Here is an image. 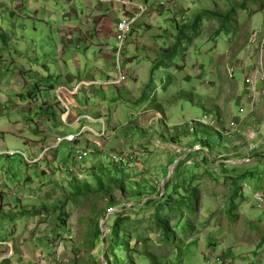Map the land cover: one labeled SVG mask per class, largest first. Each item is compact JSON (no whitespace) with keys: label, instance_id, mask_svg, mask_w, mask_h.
I'll return each mask as SVG.
<instances>
[{"label":"rangeland","instance_id":"rangeland-1","mask_svg":"<svg viewBox=\"0 0 264 264\" xmlns=\"http://www.w3.org/2000/svg\"><path fill=\"white\" fill-rule=\"evenodd\" d=\"M91 1V6L88 1L80 6L76 0L84 17L78 10L82 20L76 24L71 19L72 26H83L87 19L94 24L93 12L95 22L112 12ZM133 1L150 6L163 1L165 7L135 28L134 43L125 53L127 81L100 92L110 110L119 106L118 128L110 133L112 141L86 159L88 172L79 178L69 167L83 166L74 157L94 148V134H84L95 140L85 143L83 138L78 148L63 142L52 152L57 158L45 160L46 151L38 154L43 141L33 132L39 118H47L44 102L52 94L47 85L59 81L49 28L66 25L63 13L71 10L64 0L41 1L39 11L49 4L52 13L46 28L29 5L20 17L12 13L15 0H0V239L10 238L15 224L22 235L37 210L35 218L47 222V253L42 251L44 263L31 258V264H264V151L259 152L264 149L259 144L264 141V119L247 115L249 105L244 114L239 112L246 100L238 66L254 56L247 45L258 22L264 24V0ZM242 4L244 9L239 8ZM232 7L228 23L208 15L192 30L197 15L225 16ZM220 28L224 31L218 36ZM89 36L95 37L94 29ZM113 39L108 41L111 47ZM175 44L172 63L152 72L153 63ZM75 52L82 65L92 59L83 49ZM227 64L238 66L233 79ZM68 65L74 72L76 65ZM54 95L58 101L56 90ZM75 98L89 104L84 90ZM233 120L236 128L230 127ZM72 121L70 116L68 123ZM212 121L216 127L210 126ZM258 127L261 131L252 141L257 151L249 162L241 161L249 134ZM14 130L22 137L8 133ZM23 138L34 140L32 147ZM195 145L207 150H192ZM124 154L132 162L113 160ZM158 219L169 225L171 242L165 241Z\"/></svg>","mask_w":264,"mask_h":264},{"label":"crops","instance_id":"crops-1","mask_svg":"<svg viewBox=\"0 0 264 264\" xmlns=\"http://www.w3.org/2000/svg\"><path fill=\"white\" fill-rule=\"evenodd\" d=\"M41 1L46 2L50 0H28L27 2H25V0H18V1L15 0L14 5L16 8L12 10V13H14L17 16L23 17L24 12L26 11V6L29 5L30 10L32 11V15L35 17L36 21L41 22L43 25L46 26V28H49L47 27L48 21L52 17L49 14L52 15V13L47 9L50 5L46 4L47 5L46 9L40 12L39 7ZM86 1H88L89 6H91L92 4L91 0H80L79 2L80 6L82 4L85 5ZM64 2L66 5L69 6L71 10V13H67V12L63 13V16L67 19L66 25H62V26L53 25L49 28L50 30L49 35L51 36L50 42L53 44L54 48L57 51L56 60L58 63L59 81L55 85H50V84L47 85V87L50 89V93L53 94V95L49 94V99L47 100V102H44V111L47 115V118L40 117L39 125H37L36 131H33L35 133L34 136H38L39 138H41L40 141L41 142L43 141L42 144H40L41 150L38 154L40 155L42 152L46 151L43 157V159L45 160H47L48 158L49 159L51 158V160H55L57 158V154H52L53 150L55 149L46 150L47 147L53 145L55 138L65 137L69 134H78L83 125H88L95 130H100L103 128V124H104V127L107 128L108 140L111 141H112V138L110 136L111 131L112 132L116 131L115 129L118 128L117 112L119 110L118 109L119 106L117 105V107L114 110H110L106 102L107 101L106 98L105 97L101 98L99 96L104 86L109 87L111 85H101V86L96 85L88 88L87 90H84L86 99L87 101H89V104L87 102L83 104L79 102L76 98H74L76 106L71 107L73 114L90 116L91 118L96 120L91 122L92 123L91 125L89 123H86L85 119L74 126L66 125L61 119L64 110L61 104L56 100L54 93L57 87L59 86H65L72 89L80 80H89V81L95 80L103 83L107 80H114L117 78L113 65V57H112V51L116 47V44L113 41V45L111 47V44L108 41H110V38H112V30L114 23L123 17L124 11L117 4L112 7H108L100 3L99 5L100 6L102 5L104 9L111 8L110 10H112V12L107 14L106 12L105 14L102 13L101 20H97V22H95L94 20V15L96 13L93 12L90 16L92 17L91 20L94 22V24L90 23L89 19H87V22H85L86 24H84L83 26L80 25L72 26L70 24L71 19L73 21L76 20V24H78L82 20L78 15V12L80 11L79 10L80 6H77L76 0H64ZM2 4L7 5L5 3ZM6 9L8 10L9 7H6ZM80 13L81 16L84 17V12L80 11ZM25 17L28 16L25 15ZM260 22H258V24L254 28L260 25L264 26V24L262 23L263 21ZM34 29L36 32L39 31L38 27H35ZM92 29H94L95 31L94 38L92 36L91 37L89 36V32H91L92 34ZM39 33H44V32L39 31ZM83 33H87L88 37L87 38L85 37V40L78 39L77 34L82 35ZM134 37H135L134 34H132L127 48L128 51L129 48L134 43V39H133ZM78 49L79 50L83 49L84 56L86 58L91 57L92 59L91 60L85 59V63L82 65L80 63V59L77 56V53L75 52V50ZM69 62H73V64L76 65V67L74 68V72L72 71L73 69L71 70V68L67 69L69 67L68 65ZM46 69L49 74V78L51 79L52 68H50V66H47ZM19 74L20 76L23 77L22 78L23 84L26 83L23 72L19 71ZM113 74H114V78H112ZM241 74L243 75V79H244L245 75L247 74V70L241 69ZM23 86L26 87L25 84ZM113 86H118V85H113ZM258 90L261 98L260 101H262V99H264V83L258 85ZM242 92H243V96H245L246 95L245 88L244 90H242ZM240 104L245 105V107H248L247 101H243V102L241 101ZM247 110H248L247 115H253L254 119L255 116L258 119L261 118L264 119V105L262 106L261 102L256 106L254 110H250L249 107L247 108ZM138 113H140V111ZM129 118H131V115ZM54 121L56 123V126H54L53 124ZM100 122H103V124L101 125ZM148 122L150 121H146L144 124L147 125ZM93 124H98L99 128H94ZM128 124L126 123V125L124 126H127ZM145 125L142 126L145 127ZM78 126L80 127V129L78 132H75V130L78 129ZM8 133H12L16 137H22V134L16 130H14V132L9 131ZM23 139L25 146L30 145L32 147L33 143L35 142L34 140L29 138H23ZM79 140H84L85 143H91L95 139L90 137L89 135L86 136L83 135V137L79 138L74 143L75 148H78V144L80 143ZM108 140L105 141L103 146H105V144L108 143L107 142ZM261 151H264V149L262 148L259 149V152ZM262 155H264V153H262ZM38 156H36L35 158H37ZM87 165L88 167L90 166L89 164ZM30 198H32V196H30ZM16 200L21 202L20 198H16ZM2 204L3 202L1 203V205ZM5 205L7 206V204ZM8 206L12 208L11 203H9ZM34 213L36 216L38 215L39 212L36 210L34 211ZM35 216L31 217V220L27 222V225L25 226V230L22 235H19L17 225L15 224L14 229L9 235L10 238L4 240L0 239V242L12 241L14 244L13 253H15L13 257H11L8 260H5L2 264H24V261L31 264L30 262L31 258L33 259L38 258L42 263H44L45 259H43V257L41 256H42V251L44 253H47V242L45 241V239H43L44 237L43 234L47 236V222L41 218L39 219L35 218ZM8 250L9 249H7L6 247L0 245V257L5 255L8 252ZM42 259L44 261H42Z\"/></svg>","mask_w":264,"mask_h":264},{"label":"built area","instance_id":"built-area-1","mask_svg":"<svg viewBox=\"0 0 264 264\" xmlns=\"http://www.w3.org/2000/svg\"><path fill=\"white\" fill-rule=\"evenodd\" d=\"M97 1L107 5L115 3L119 5V7L124 11L123 17L114 23L112 30V36L116 41V47L112 51V57H113L114 69L117 72V78L114 80H107L103 83L95 80H91V81L80 80L72 89L65 86H59L56 89L59 98L58 101L64 110L61 119L68 126H74L80 123L84 119L96 121L88 115L73 114L71 107L76 106L74 98L82 90H87L92 86L121 85L123 82L127 81V76L125 74V69H124L126 65L125 53L127 51L129 41L131 39V36L135 28L138 27L140 23L145 19V17L149 16L150 13L152 14V12L157 11L159 8L165 7L163 1L156 6H152V5L150 6L148 4L145 5L137 4L133 0H97ZM247 47L249 49H252V51L254 52L252 54L254 56L252 60H250V58H247V60H244V62L242 61L239 62L238 66L240 69L247 70V74L244 77L246 95L243 96V98L247 101L248 105L250 106V110H254L256 106L261 102L258 85L264 83V26L260 25L253 29ZM238 66L234 64H227L226 69L230 79L234 78L235 70L237 69ZM32 101L36 102L37 100L33 99ZM239 112L240 114H244L246 112L245 105H241ZM70 116H72L73 121L68 123ZM204 120L205 121L209 120L207 115L204 116ZM101 123L103 124V122ZM237 125H238L237 120H233L230 122V127L236 128ZM210 126L216 127V123L212 121ZM260 131L261 129L260 127H258L254 131L250 132L249 139L251 140V142L246 148V151L244 153V158L240 159L241 161L249 162L250 160L253 159V156L257 151L258 147L257 144L252 141L256 139ZM86 133H93L97 141L94 144V148L89 147L84 149L83 151L76 153V156L74 157L75 161L80 165H83V163L86 162V159L91 155H96L98 151L103 148L105 141L108 140L107 128L104 127V124H103V128L99 132H95V129H93L88 125H83L78 134H69L65 137H57L53 145L47 147L46 150L57 149L63 142H68L73 144L79 138L83 137V135ZM263 143L264 141L260 139L259 140L260 146ZM194 149H198L202 151L205 150L206 147H203L201 145H195L192 150ZM6 154L9 156H14L17 153L12 151H7ZM22 155L25 156L24 153H22ZM113 160H116L119 163L126 165L132 162L133 158L130 157V154L129 155L124 154L119 156L114 155ZM29 161L34 162L36 161V159L34 160L29 159ZM69 172L72 173V175H74L75 177H79V178L84 177V175L88 172V165L85 164L81 167H76V168L69 167ZM0 245L6 246V248L8 249L10 248L5 255L0 257V264H2L5 260H8L11 257H13V249H12L13 242L2 241L0 242Z\"/></svg>","mask_w":264,"mask_h":264},{"label":"trees","instance_id":"trees-1","mask_svg":"<svg viewBox=\"0 0 264 264\" xmlns=\"http://www.w3.org/2000/svg\"><path fill=\"white\" fill-rule=\"evenodd\" d=\"M240 9H244V4L240 5L239 6ZM233 11H235V8L232 7L229 11H228V14L225 15V16H222L221 14L217 13V12H207V13H202V14H199L195 17L194 21H193V24H192V30H196L199 22L204 19L205 17H207L208 15H212L214 17H220V18H224V21L226 23H228L229 19H230V16L234 13ZM222 28V27H221ZM219 29L218 30V36L224 31L222 29ZM176 52H177V44L173 45L172 47L168 48L164 55L157 61H155L152 65V69L151 71L153 72L154 70L156 69H159V68H163V67H167L169 66L170 63H172L173 59L175 58L176 56ZM76 142V141H75ZM74 142V143H75ZM73 143V144H74ZM264 156V155H263ZM158 222V226L160 227V230L162 231V234L164 236V239L165 241L167 242H171V238H170V233H171V230H170V227L169 225L167 224V222L165 220H157ZM117 223H115V227H114V231L116 234L119 233V229L117 227ZM105 258L106 255H105ZM153 264V263H152Z\"/></svg>","mask_w":264,"mask_h":264}]
</instances>
